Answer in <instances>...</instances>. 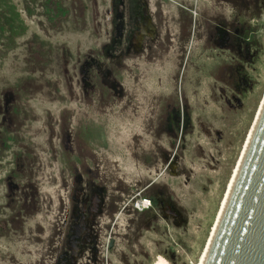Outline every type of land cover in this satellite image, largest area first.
I'll return each mask as SVG.
<instances>
[{
	"label": "rangeland",
	"instance_id": "1",
	"mask_svg": "<svg viewBox=\"0 0 264 264\" xmlns=\"http://www.w3.org/2000/svg\"><path fill=\"white\" fill-rule=\"evenodd\" d=\"M150 7L159 39L113 79L81 69L107 61L110 0H0V264H202L264 100V0ZM79 180L103 200L83 257ZM160 194L176 217L146 211Z\"/></svg>",
	"mask_w": 264,
	"mask_h": 264
},
{
	"label": "flooded vegetation",
	"instance_id": "2",
	"mask_svg": "<svg viewBox=\"0 0 264 264\" xmlns=\"http://www.w3.org/2000/svg\"><path fill=\"white\" fill-rule=\"evenodd\" d=\"M110 1V38L108 42L103 44L104 47H108L106 53H104L107 61L104 63L90 58L89 60L86 59L81 66L83 71L87 69L85 72L94 68L102 76H109L110 74L112 76L113 67H121L123 60L129 56L138 57L150 53L151 46H154V43L159 39V27L161 26V18L159 16L162 15V12L156 13L152 10L150 0ZM214 26L222 44L224 46L229 45L231 35L230 27H228L226 20L222 18ZM112 78L114 79L113 76ZM93 188V184H88V182L83 184L82 180H79L78 192L80 199L77 204L80 206L78 207L77 204H74L71 214L74 220H78V222L68 229L66 235L67 247L70 250L73 248L76 252L80 251L82 257L87 250L95 251V243H97L96 239L98 237L94 226L96 224L94 212L97 208L96 205H101L103 200L102 196L98 199L95 198L96 193ZM76 200L78 201L77 198ZM167 202L165 196L160 194L159 197L152 201L150 208L146 209V211H150L149 213L153 217H166V213L176 217L172 206ZM62 257L64 259L63 264H72L70 262L72 255L69 252H66Z\"/></svg>",
	"mask_w": 264,
	"mask_h": 264
},
{
	"label": "water",
	"instance_id": "3",
	"mask_svg": "<svg viewBox=\"0 0 264 264\" xmlns=\"http://www.w3.org/2000/svg\"><path fill=\"white\" fill-rule=\"evenodd\" d=\"M204 264H264V105Z\"/></svg>",
	"mask_w": 264,
	"mask_h": 264
},
{
	"label": "bare ground",
	"instance_id": "4",
	"mask_svg": "<svg viewBox=\"0 0 264 264\" xmlns=\"http://www.w3.org/2000/svg\"><path fill=\"white\" fill-rule=\"evenodd\" d=\"M263 105H264V100H263L262 107H261V109H260V111H259V113H258V116H257V118H256V121L254 122V124H253V126H252V129L250 130L248 140H247V142H246V144H245V145H246V146H245V150H244V153L242 154V158H241V160H240V163H239V165H238V168H237V170H236V172H235V174H234V176H233V178H232V180H231V182H230V186H229L228 192H227V194H226V197H225V200H224V203H223L222 211H221V213H220V216H219L218 220L216 221V225H215V227H214L213 235L211 236V239H210V241H209V243H208V245H207V247H206L205 253H204V255H203L202 264H204L205 259H206V256H207V254H208V251H209L210 246H211V244H212V240H213L214 235H215V232H216V230H217V226H218V224H219L220 218H221V216H222V213H223V211H224V208H225V206H226V203H227V201H228V198H229V196H230V194H231V191H232V188H233V186H234V183H235L236 177H237V175H238V172H239V170H240V167H241V164H242V161H243V158H244L245 152H246V150H247V148H248L249 142H250V140H251V138H252V135H253V132H254V130H255V126H256V124H257V121H258V119H259L260 113H261V111H262ZM159 264H169V263H168L163 257H160V258H159Z\"/></svg>",
	"mask_w": 264,
	"mask_h": 264
}]
</instances>
